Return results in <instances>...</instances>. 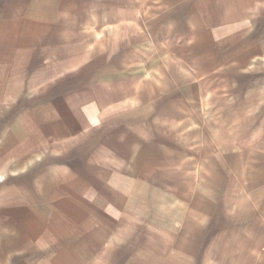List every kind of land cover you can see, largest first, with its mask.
Segmentation results:
<instances>
[{
  "label": "crops",
  "instance_id": "crops-1",
  "mask_svg": "<svg viewBox=\"0 0 264 264\" xmlns=\"http://www.w3.org/2000/svg\"><path fill=\"white\" fill-rule=\"evenodd\" d=\"M0 264H264V0H0Z\"/></svg>",
  "mask_w": 264,
  "mask_h": 264
}]
</instances>
